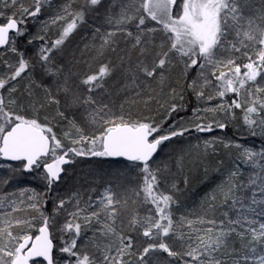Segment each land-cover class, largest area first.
Segmentation results:
<instances>
[{"label": "snow or ice", "instance_id": "obj_1", "mask_svg": "<svg viewBox=\"0 0 264 264\" xmlns=\"http://www.w3.org/2000/svg\"><path fill=\"white\" fill-rule=\"evenodd\" d=\"M101 3L102 0H84L77 9L72 0H67L55 15L41 21L40 32L56 28L58 35L49 40L38 33L29 37L27 44L36 39L42 41L35 61L43 74L52 78V84L43 87L41 96L32 87L35 83L32 81L17 97L14 93L18 89L12 82L35 67L17 48V40L28 35L29 19L39 20L51 0H31L27 5L23 0H0L3 9H11L10 14L0 10V49L18 57L15 65H8L14 70L0 78V90L8 88L7 97L0 91V159L19 162V166L0 164V168L7 167L11 173L0 183L8 184L19 178L17 174L42 168L39 178L46 189L43 193L22 189L20 197L31 193L27 195V204L24 199L6 201L0 197V209L5 204L11 209L0 211V264H60L61 257L56 255L58 246L54 243L57 234L61 242L59 253L65 257L63 264H159L153 256L157 251L178 258L183 264H226L224 250L233 236L246 249L237 264L240 260L244 264H264V254H256L258 248H264V148L257 151L219 137L205 140V154L214 150L219 141L226 149H238L239 155L234 169L206 195L202 214L194 220L181 216L179 222L174 220L172 209L178 203L177 186L172 184L170 193L161 189V174L168 170V164L161 162L164 163L161 168L155 161L166 141L193 129L199 133L225 129L228 118L235 117V109L242 111L243 124L250 136L264 137V0H119V12L113 15L110 9L106 17L112 30L101 33L97 28L93 41L99 34V45H85L94 53L88 69L83 73L65 69L54 53L62 51L69 37L86 22L88 11H94ZM133 21H138L135 35L124 28ZM148 21L159 27H149ZM118 33L134 35L130 48H118L115 40ZM177 66L183 67L185 76L189 70L198 69L197 78L188 84L198 100L205 97L207 88L214 92L207 96L208 100L223 99L229 93L235 98L231 104L204 109L203 112L214 114L212 119L202 116L201 109H193L196 122L189 127L171 125L166 133L165 121L179 112L182 104L171 103L165 120L157 123L147 116L133 118L130 112L126 116L124 103L117 111L114 102L104 100L105 93L111 97L107 81L120 73L124 83L117 94L128 93L125 103L142 102L147 107L156 100L151 94V82H158L162 89L166 73ZM144 89L149 90L146 98ZM99 90L103 91L97 95ZM170 95L173 100L177 96L183 100L175 88ZM51 105L56 106L55 115L49 118L46 114V123L42 122L41 110ZM72 109H82L80 122L75 115L69 118L66 110ZM29 110L33 112L31 117L26 114ZM217 112L222 113V119L215 116ZM63 120L68 123L64 139L71 146L65 145L53 130L54 122ZM82 156L123 158L128 162L127 172L138 171L139 186L128 195L129 189L118 183L127 172L116 171L101 195L94 198L92 189L77 190L67 199L57 197L52 214H47L42 204L46 203L45 195L60 181L63 166ZM241 164L252 169L246 182L240 180ZM177 167H183V157L177 161ZM145 205L152 207L141 215L140 208ZM28 209L39 214L38 229L37 217L14 215ZM220 209H226L220 213L223 219L216 218ZM61 211L65 213L62 224ZM89 230L91 236L86 235ZM130 233L159 242L145 246ZM169 235L183 241V251L173 250L162 239Z\"/></svg>", "mask_w": 264, "mask_h": 264}, {"label": "rangeland", "instance_id": "obj_2", "mask_svg": "<svg viewBox=\"0 0 264 264\" xmlns=\"http://www.w3.org/2000/svg\"><path fill=\"white\" fill-rule=\"evenodd\" d=\"M67 2V0H51V5L48 6L46 5L43 9V14L40 17L39 20L33 21L29 19V32L28 35L19 38L17 40L16 46L17 48L24 52L25 58L29 59L34 65V68H29V70L25 73L22 74L20 78H18L17 81L12 82V84H15L17 87V92L14 93L15 96L20 97L22 93H24L25 87L31 83L32 81H35V83L32 84V87L36 90L38 95L43 96V87L49 86L52 84V78L47 77L43 74L42 70L39 67V64L36 63L35 61V54L38 52L42 41L39 39H36L33 44L29 45L27 44V40L29 37L35 36L38 33L41 35H45L46 39H55L56 36L58 35V31L56 28L50 29L47 33L40 32L41 28V21L47 20L51 16L55 15L57 11ZM74 8H80L84 0H72ZM23 3L26 5L31 3V0H23ZM111 9V13L113 15H116L119 12V0H116L115 5L113 6V0H102V3L97 6V8L94 11H88L86 15V22L81 24L77 30L69 37V39L65 42V45L62 48V51L55 52L54 56L58 64L61 66H64L65 69L66 65H63L62 58L65 59L67 57V53L71 50L70 49V43L72 42V47L74 48V51L78 49V58L80 62V59H83L85 62L84 67H81L82 69L79 68L80 71H76L78 73H83L88 69V64L92 63L91 60H87L88 56V50L85 48V45H91L95 43L97 45V42L100 40L99 34H96L95 41H93V35L95 33V30L99 28L101 30V33L107 32L112 30V26H110L106 22V17L109 14V10ZM0 10L5 11L7 13H11V9H3L2 5H0ZM2 22V21H0ZM138 21H133L130 22L126 25H124V28L126 29L127 32H132L134 35L137 33L136 29V23ZM148 26L149 27H159L158 25L155 24L153 21H148ZM134 35L133 37H127L126 33H118L117 36L115 37V40L117 41V45H120V43H128L126 45L131 46L132 43H134ZM159 35L157 38V43H159ZM81 49V50H80ZM72 51V50H71ZM3 55L0 56V78H5L8 74H10L14 68H9L8 65H15L18 57L7 51L6 49L2 52ZM87 55H86V54ZM72 54H76L73 53ZM77 59V58H76ZM112 59H116V57L113 55ZM80 64V63H79ZM82 64V63H81ZM96 65L93 63V68H95ZM176 71L181 73V76L185 80H182V84L174 85L175 87H178L179 90H176L178 93H181L183 95V100L177 96L174 100L173 98L167 99L166 101H163V99L159 100V103H157L158 107L160 109H151L149 110L148 113H144V116H147L149 118L154 119L157 123H159L162 120H165V117L167 116V109L170 107L171 103H177V104H182L183 101L186 102V107L183 112H178V113H173L172 116L167 119L164 123V132L166 133L169 129V126L175 125L176 128L180 127H189L192 123L196 122L195 117L193 116V112L188 114L187 112L188 108L190 105L194 109H201V115L206 116L207 119H212L213 113L208 112L205 113L203 112L204 109L206 108H214L217 105L221 103H226L225 102V97L223 99L216 97L212 100H208L207 96L208 95H214L213 89L212 88H207L205 89V97L203 99L198 100L195 92L188 87V84L191 83L194 79L197 78L198 75V69L193 68L189 70L188 74L190 76H185L183 74V67L182 66H177L174 67ZM187 79H190L188 82ZM118 81V82H117ZM155 83L156 81H152ZM110 85L109 87L113 86H119L120 84L123 85L124 80L121 76L120 73H117L114 75L111 79L107 81V85ZM39 85V86H38ZM11 85H9L10 87ZM166 88V86H164ZM171 87V86H170ZM54 90V89H53ZM147 91V89H144ZM2 91L3 95L5 97L8 96V88L6 87ZM186 93H185V92ZM171 93V91H170ZM169 93V95H170ZM191 93L192 99L190 100V97H186L187 94ZM124 94V93H122ZM121 94V95H122ZM167 95V93H166ZM61 99H63L61 97ZM163 105V107L161 106ZM73 110V109H72ZM119 108L117 109V111ZM68 112L69 118H72L71 116V110H66ZM237 112V115L240 119L243 121V113L240 109H235ZM56 113V106L51 105L48 107L46 110H41L40 112V119L42 122L44 121V117L47 114L49 118L54 116ZM27 116L31 117L33 115V112L29 110L27 113ZM222 113L217 112L215 116L219 119H222ZM82 117L77 120V122H80ZM57 120H59V117H57ZM231 122H228L229 125ZM234 127V126H233ZM235 128V127H234ZM53 130L56 133V135L62 140V142L67 145L71 146L67 140L64 139V132L68 130V123L67 120L60 121L59 123L53 124ZM195 131L194 129L191 130ZM215 133L210 134L208 136L212 137H195L192 138L191 135H187L185 133L184 136L182 137H176L180 140V142L175 143L177 147H172L170 145L167 146V142L163 144V146L160 148L157 159H155L156 163L160 165L161 168L164 167L165 162L168 164V170L162 172V177L163 179L161 180V189L166 191V192H172L171 185L176 184L178 191L175 192V196L177 198L178 203L172 206L173 209V214H174V220L179 222L181 216H185L188 219H195L196 215L202 214V202H204L205 197L207 194H209V191L201 195L203 191L206 190V187L203 185V183L209 187V190L212 192L213 189L217 187L216 184H213L212 182L215 179H212L213 176H207L206 170L205 174L203 176V180H198V181H193L194 184H190L189 177L186 176V171L187 167L191 168V165L189 166L190 163H194V160L199 156L200 153H205L204 152V141L205 140H210L213 137H219L222 138L224 141H233L234 143H240L244 145L245 147H253L249 142H244L237 140L236 138L229 137L227 134H225L223 130H220L218 128L215 129ZM218 131V132H217ZM259 131V130H257ZM190 132V131H189ZM237 136L239 137H246V135H249L247 132L246 127L244 126L243 122L242 125L238 126L235 128V131ZM194 133V132H193ZM164 134V133H162ZM191 139H189V137ZM259 136V135H257ZM175 138V139H176ZM218 147V148H217ZM222 148L224 152H233L236 154V157L239 155V150L236 149L235 147L232 148H225L223 146V143H220L217 141V143L214 145V150H219ZM255 150L260 151L258 148L254 147ZM213 149H209L208 152H210ZM207 152V153H208ZM183 157V167H177V161ZM192 163V164H193ZM0 164L8 165L11 163H6L0 160ZM14 166H19V163H14L11 164ZM128 162H122L120 160H115V161H110L107 158H98V157H87V156H82V157H75L74 163L69 164L66 168L65 171L60 179V181L54 185L53 191L47 193L45 195L44 200L46 203H43V209L46 211L47 214H52L53 212V201L57 197H64L68 198L72 195L74 191L80 190L81 192H89L92 189H95V192H92L93 197L95 198L96 196H99L103 193L105 187L108 185L109 181L113 180V173L116 171H124L127 172V166ZM155 166V165H154ZM241 169L243 170V175L240 177V180L247 181L248 174L252 171L250 167H246L245 165L241 164L240 165ZM188 168V169H189ZM191 169L188 170L190 172ZM43 172V169H39L36 171H33L31 174H17L18 179L10 180L8 184H3V185H8L9 188L5 189L3 186L1 188L0 186V197L5 198V200H11V199H16L19 201L20 199L25 200V204L28 203L27 201V195H31V193H27L24 197H20L19 193L22 189L29 188V189H35L37 192L43 193L46 191L45 189V184L43 181L40 180L39 176L40 173ZM99 174H103L102 177L100 178ZM11 175L9 169L7 167L0 168V179H7ZM212 175H215L212 173ZM124 179H126L124 183ZM187 179V183H185V180ZM140 176L138 175V171L133 169L131 172H127V175L124 176L121 180L118 181V183L122 184L125 186V189H129L128 195H132V192L130 191L133 188H137L140 183ZM193 187V188H192ZM5 191V192H4ZM117 191H122V189H117ZM210 192V193H211ZM14 194V195H13ZM87 198V197H85ZM206 206V205H205ZM151 205H145L144 207L140 208V214L141 215H146L147 210L151 208ZM21 208H24V205H21ZM69 208L71 210V206L69 205ZM226 209H220L216 213V218L217 219H223L222 215L220 214L222 211ZM0 211H11V209L8 207L7 204H5L4 209H0ZM15 216H19L21 218H28V217H37L35 224L36 228L38 229L39 224L41 221L39 220V214L35 212L34 210L28 209L26 211H19L14 214ZM65 219V213L61 211L59 215V222L62 224ZM98 227V226H95ZM34 232H36V229H33ZM185 232H187V229H184ZM37 233V232H36ZM131 235L135 236L136 238H139L141 240V243L146 246L147 243L150 242H159L157 241H149L148 238L143 237L142 235H139L138 233H130ZM87 236L92 235V231L89 230L86 233ZM165 242H167L170 247L175 250V251H183L184 250V244L183 241L179 240L176 235H169L168 237H163L162 238ZM56 244H57V250H56V255L58 257H61L60 264H63V255L59 253V246H60V236L59 234L56 235ZM235 249V251H233ZM228 253H231V255H228ZM246 253V249H244L241 245V242L239 239L235 236L232 237V239L228 242V247L227 249L224 250V256L223 258L226 261V264H237V260L242 257ZM250 254V253H249ZM257 255L259 254H264V248H258V251L256 253ZM153 256L159 260V264H183V261L178 260V258H172L168 257L166 253L162 251H157L156 253H153ZM132 259H135V257H132ZM185 259H189L185 257ZM240 264H244L243 260H240Z\"/></svg>", "mask_w": 264, "mask_h": 264}, {"label": "bare ground", "instance_id": "obj_3", "mask_svg": "<svg viewBox=\"0 0 264 264\" xmlns=\"http://www.w3.org/2000/svg\"><path fill=\"white\" fill-rule=\"evenodd\" d=\"M136 34V33H135ZM99 43H100V40L97 42V45H99ZM72 42L70 43V49L74 52V53H76V55H79V53H78V49L76 50V51H74V48L72 47ZM126 44H128V43H120V45H118V48L119 49H127V48H130L131 46H129V45H126ZM81 50V49H80ZM0 52H2V50L0 49ZM69 53H70V51H69ZM91 54L92 55H94V53H92L91 52ZM114 60V59H113ZM62 62H63V65H68L67 63H68V59H67V57H65V59L63 58L62 59ZM173 71V72H172ZM174 71H176L175 70V68H172L170 71H168L167 73H166V76H167V80H166V83H167V81H169L170 79H172V78H174L175 77V75H174ZM173 73V74H172ZM189 76H190V74H188ZM187 75V76H188ZM181 80H185L184 78H183V76H181V78H180ZM187 81L189 82L190 81V79H187ZM158 83V82H157ZM188 95H189V97H190V100H193L191 97H192V95H191V93H189V94H187L186 95V97H188ZM194 101V100H193ZM227 104V103H226ZM182 105H183V108L179 111V112H183V110L185 109V108H187L186 107V102L185 101H183L182 102ZM193 107H192V105H190V107L187 109L188 111L187 112H189L188 114H190V113H192L193 112ZM81 112H82V109L81 110H78V109H73V110H71V116L73 117V115H75V118L77 119V120H79L80 118H81ZM176 113H178V112H176ZM234 113H235V117L234 118H232V117H229L228 118V122H231L230 124H232V125H229L228 123H227V129H230L231 131H235V128L236 127H238V126H240V125H242V119H240L239 117H238V115H237V112L236 111H234ZM222 116V118H223V115H221ZM235 128H234V127ZM215 131V130H214ZM214 131H212V132H214ZM191 132V131H190ZM189 132V133H190ZM212 132H203V133H199V132H196V131H194V133L192 134V138H195V137H197V133H198V135H200V134H206V136L207 137H210V136H208V135H210ZM236 133V132H235ZM204 134V135H205ZM195 136V137H194ZM189 137V139H190V136H188ZM203 137V136H202ZM202 137H199V138H202ZM212 137V136H211ZM210 137V138H211ZM261 136H255V137H252V136H250V135H246V137H236V136H234L233 138H236L237 140H240V141H244V142H249L253 147H256V148H258L259 150H261V147L259 146H255L254 144L257 142V141H259V138H260ZM171 146V145H170ZM161 148V147H160ZM218 148V147H217ZM160 150V149H159ZM159 150H158V152H159ZM157 155H158V153H157ZM156 155V156H157ZM237 160V157H236V154L235 153H233V152H224V150L222 149V148H220L219 150L217 149V150H211L210 152H208L207 154H205V153H200L199 154V156L194 160V163L192 164V163H190L189 164V166L191 165V170H190V172H188V169H187V171H186V176L187 177H189V180H190V184H194V182L195 181H198V180H203V176H201V173L203 172L204 174H205V171H204V169L206 170V174L205 175H207L208 176V173H210V175L209 176H213L212 177V179H215L212 183L213 184H216V185H219L220 183H221V181H222V179L224 178V176L225 175H227V173L228 172H230L231 170H233L234 169V167H235V164H234V161H236ZM241 167V166H240ZM200 168L202 169V171L200 170ZM212 173L213 174H215V175H212ZM100 175V178L102 177V175L103 174H99ZM125 181H126V179H124V183H125ZM194 181V182H193ZM203 185L206 187V190L205 191H203L202 193H201V195H204V194H206L208 191H209V193L211 192L210 190H209V187H207L204 183H203ZM0 186H1V188L4 186L5 187V189H7V188H9V186L8 185H3L2 183H0ZM123 187H125V186H123ZM126 188V187H125ZM213 191V190H212ZM5 192V191H4ZM75 192V191H74ZM37 234V233H36ZM135 237H136V234H135ZM56 241V240H55ZM54 241V243H56ZM137 241H139V242H141V240L139 239V238H137ZM143 243V242H142Z\"/></svg>", "mask_w": 264, "mask_h": 264}, {"label": "trees", "instance_id": "obj_4", "mask_svg": "<svg viewBox=\"0 0 264 264\" xmlns=\"http://www.w3.org/2000/svg\"><path fill=\"white\" fill-rule=\"evenodd\" d=\"M72 52L73 51H71L70 50V53L68 52L67 53V59H68V65H66V68H71L72 69V71L73 72H76L77 70L78 71H80L79 70V68L80 69H82L81 67H84L85 65H83V64H85V63H83V62H85L83 59H80V62L79 61H77V60H79L78 58H80V57H78V55H76V54H72ZM88 52V58H87V60L89 59V60H91V57H92V54H91V51L90 50H88L87 51ZM74 53V52H73ZM86 54V53H85ZM87 55V54H86ZM77 58V59H76ZM63 59V58H62ZM92 61V60H91ZM80 63V64H79ZM82 63V64H81ZM173 72V71H172ZM173 74V73H172ZM174 75H175V77L174 78H172V79H170L169 81H167V83H166V88L165 87H163L162 89H161V87H160V85H159V83H157V82H155V83H153V82H151V89L153 90L152 92H151V94L153 95V96H155L156 97V100H153V102L150 104V105H148L147 107H145L144 106V104L142 103V102H140V103H137L136 105H132L130 102L129 103H125V101H126V99L128 98V95H130V94H128V93H124V94H122V93H119V94H117L118 93V89L122 86V84H120L119 86H113V87H109V86H111L110 85V83H109V85H107L106 84V87H107V89H108V91L111 93V97L109 98V96L107 95V93H105L104 94V100L107 102V101H109V99L111 100V102H114V104H115V106H116V110L120 107V105L122 104V103H124V113H125V115L127 116L128 114H129V112L132 114V116H133V118H136L137 116H144L145 114L144 113H148V111L150 110L151 111V109L153 110V109H160L159 107H158V105H157V103H155V101H159V100H161V99H163V101H166V98L167 99H171L172 98V96L171 95H169V93H170V91L173 89V88H175L176 90H179V88L178 87H175L174 85H177L178 86V84L180 85V84H182L183 83V81L180 79L181 78V73H179L178 71H174ZM171 86V87H170ZM103 90H99L98 91V93H97V95H99L100 94V92H102ZM185 92V91H184ZM166 93H167V95H166ZM186 93V92H185ZM122 94V95H121ZM149 95V90L147 89V91L146 90H144L143 91V98H146L147 96ZM235 98V95L234 94H232V93H229V94H227L226 96H225V102L227 103V104H231V102H232V100ZM235 111V110H234ZM193 132L194 131H192V132H187L186 134L187 135H191V134H193ZM216 131H214V132H212L211 134L213 135V133H215ZM218 132V131H217ZM225 134H227V136H229V137H234V136H236V137H239V136H237V134L236 133H234L233 131H231L230 129H227V128H225L224 129V131H223ZM205 134V133H204ZM202 135V134H200V135H198V133H197V137H206V134L205 135ZM211 135V136H212ZM176 138V137H175ZM173 138V139H171L170 141H166L167 142V146L168 145H171L172 147H177L176 145H175V143H177V142H180V140L178 139V138ZM190 139H191V137H190ZM255 146H260L261 148H264V137H260L259 138V141H257L255 144H254ZM163 146V145H162ZM161 146V147H162ZM108 159V158H107ZM155 159H157L158 160V158H157V156L155 157ZM110 160V159H109ZM156 160V161H157ZM111 161V160H110ZM122 162H125V161H122ZM189 167H187V169H188ZM189 169H191V168H189ZM188 169V170H189ZM200 170L202 171V169L200 168ZM204 175V173L202 172L201 173V176H203ZM210 175V173H208V176ZM193 188V187H192Z\"/></svg>", "mask_w": 264, "mask_h": 264}, {"label": "water", "instance_id": "obj_5", "mask_svg": "<svg viewBox=\"0 0 264 264\" xmlns=\"http://www.w3.org/2000/svg\"><path fill=\"white\" fill-rule=\"evenodd\" d=\"M157 155V154H156ZM109 159H112V160H124L123 158H117V159H113V158H109ZM2 160V159H1ZM3 162H6V163H19V162H13V161H4V160H2ZM124 161H126V160H124ZM69 165V164H68ZM68 165H64L63 167L65 168L66 166H68ZM64 173V172H63ZM63 173H62V175H63ZM26 174H29V173H26ZM62 177V176H61ZM37 234H38V232H37Z\"/></svg>", "mask_w": 264, "mask_h": 264}, {"label": "flooded vegetation", "instance_id": "obj_6", "mask_svg": "<svg viewBox=\"0 0 264 264\" xmlns=\"http://www.w3.org/2000/svg\"><path fill=\"white\" fill-rule=\"evenodd\" d=\"M2 51H4V50L2 49Z\"/></svg>", "mask_w": 264, "mask_h": 264}]
</instances>
